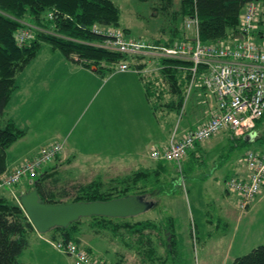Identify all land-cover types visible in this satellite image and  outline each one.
<instances>
[{"label":"rangeland","instance_id":"rangeland-1","mask_svg":"<svg viewBox=\"0 0 264 264\" xmlns=\"http://www.w3.org/2000/svg\"><path fill=\"white\" fill-rule=\"evenodd\" d=\"M113 1L119 7L120 26H125L124 28L128 30L125 33H128L130 37H137L148 42L157 40L161 37L164 39L166 38L164 34L166 33L165 29L169 27V24L174 26L180 25L178 17L175 20L173 19L171 23L169 22L168 15L170 13V8L166 0ZM47 45L48 43L44 42L39 53L33 58V62L22 69L16 76L18 82L23 79L22 84L24 88L20 92H15L13 98L27 97L29 86L32 88L35 96L40 93L41 98H39V101L37 100L38 103H36L38 105V115H35V111L29 113L28 116L33 119L28 122L26 128L21 126L26 130L25 137L23 138L24 141L22 143H15L14 146L6 149L5 154L7 164L9 161L15 160L16 157L17 159L15 162L22 161L37 154L41 147L46 146L49 141H53L52 136L48 138L49 134L52 132V125L51 120L48 121L49 118L47 116L54 106L56 115L52 120H54L55 123L60 122L61 128H68L70 126L75 128L70 136V143L74 146L70 153L73 155L68 156L70 159L69 162L64 160L66 157L62 158L60 160V165H58L60 168L57 174L59 175L54 172V176H48L49 178H45L44 182L49 186L47 187L48 190H52L53 196L56 197V199L60 201L63 199V202H65L66 200L72 199L74 195V186L76 188L79 185H84L96 179H100L102 183L107 186L110 181H113L118 176L128 175L132 172L131 170L137 168L138 166L135 164L137 160L144 158L150 162L151 159L147 158L145 154L149 148V144L146 140L149 138L147 132L151 124L148 123V118L146 113H144L140 99H132L131 96H126V98L120 97V99L110 102L107 97H104L105 88L100 91V94L97 96L94 94L92 98L88 99L85 103L71 104L66 112L62 110L61 98L58 100V105H48V101L43 98V95H45V81L44 77H42V73L47 68L53 67V63L52 61L46 60V57L51 53ZM143 60H145V62L140 65L144 70V72H142L143 75L155 74L158 80L157 91L161 89L164 90V87L166 88L168 85L164 79L161 80V74L157 73V69L159 68L156 67L155 56L148 55L143 57ZM45 74L47 83L53 85L52 72L47 71ZM19 76L22 77L20 78ZM202 92L201 89L195 87L187 97H185L184 94L183 103L179 107H173L172 113H169L167 109V113H164L163 109L157 106L155 113L161 127L166 125L170 133L174 129L177 131H185V129H190L185 126L192 124L196 125L197 121L203 117V113L205 112V110L202 109L203 93L205 92ZM53 94L57 96L59 95V91H54ZM35 96L32 100L35 99ZM170 97V93L164 92L160 100L155 99L153 101L163 106V102L170 101ZM211 97L214 98L213 95H211ZM177 98L178 95H174L171 99L178 101ZM21 100L22 99H20V101ZM32 100L28 101L30 102ZM97 101L98 103H96ZM153 101L152 104H154ZM117 103H119V110L117 111L119 125L113 127L105 125V127L101 129L94 125L93 130L90 131L89 134L82 132L83 137L80 138L82 133L77 132V130L85 123V119L91 116L90 114L94 106L96 107V111H94L92 115L96 117L102 116L105 123L109 116L110 119L114 120V113H116L115 105ZM25 108L24 105L23 108L17 111L13 116V119L18 121V123H23L26 119L24 116ZM11 111L12 107L8 110V116L11 115ZM259 131L263 132V128ZM220 133L224 134L222 131H220ZM224 138L225 139L221 140V138H216L213 135L199 143L198 145H201L198 152H196L197 155H206L201 156L197 162H193L190 158L185 162L184 159L187 157L184 156L185 158L180 164L181 171L184 170V178L182 177L183 172L181 173L177 165L175 166L172 161L165 160L162 170L164 172L157 178L159 183L153 185V190L144 193L148 199L156 201L154 206L139 214L114 220V222L116 221L118 223H120V221L132 223L135 220L142 221L143 219H154V223L160 228H155L153 230L152 228H144V230H142L143 232H141L143 237H140L135 229L124 226L119 227V230L116 232L104 229L95 230L88 226L86 221L89 219L86 218L82 220L86 222V224L82 225V230L79 235L80 241L82 240L83 244L88 246L86 243L90 238L95 239L94 235L96 234V240L100 242L105 249H107V244L105 242L115 247L114 256L116 258L122 257V251H125V246L135 247L134 252L138 254L140 252L138 250L142 247L140 244L143 243L145 244V250L143 251L146 253L147 259H150L152 256L150 249H153L157 244H161L162 247L165 246L166 239L164 237V230L169 227L174 229L177 234H175L174 237L175 244L172 254L168 255L167 259L162 264H221L222 257L215 247H211V249L209 246L207 248L198 249L202 241L207 238L204 237L203 233L198 232L197 237L199 239L197 241L194 231V222L198 220L199 223L202 222L203 226L208 227L205 222V220H208L210 221V227H213V224L216 223L217 216L221 214L218 212V204L222 199L221 197L225 196L224 198L230 201L232 205L235 194L225 190V180L222 179V175L228 172L226 171L227 162L239 156L247 148L253 150L264 149V140L261 139H255L244 144L236 140L237 142H235V145L229 148V145L226 143H230V141L226 142V136H224ZM34 144H36L34 149L21 153L24 147ZM139 150H142V155L136 158L137 154L140 153ZM67 153L70 155L69 151H67ZM56 162L57 161L54 159H51L49 162L44 163L43 166L55 165L57 167ZM49 171H51V168L46 170L45 174H48ZM230 175L232 174L228 172L227 176ZM26 176L29 175L26 174ZM29 177H31V175ZM1 181L2 178L0 183ZM26 184V179L22 178L20 182L14 186H3V188L2 185H0V193L5 194L9 199H13L15 202L17 201L19 203L18 195L21 193V190L26 192L28 188ZM142 188L144 189L145 187H143L141 183H137L134 190L140 191ZM61 190H65L64 194L62 193L59 195ZM222 192L224 193L222 194ZM256 206L257 208H254ZM250 210L254 212L253 220H248V217L244 216L241 221L248 231L245 237L246 245H242L241 247L239 245L240 249L244 252L252 248L253 245L264 242V224H262V222H264V197H255L250 203L249 208L238 212H240L242 216V214L246 212L252 214L253 212ZM249 223H253V225ZM34 231L36 230L34 229ZM37 233L40 235L39 238L45 240L44 244L41 243L44 252L43 257L41 258L38 256V261L40 263L71 264L70 258L65 256L67 254H62L51 244L57 239L49 237L51 234L49 230ZM214 238L215 237H213V241L216 240V238ZM148 239H152V241L149 243L147 242ZM111 256L112 254H110L109 257L111 258ZM95 257L101 259L103 264L107 263L106 257L104 259L96 255ZM162 257H160V260H162ZM228 261L229 262L226 264L230 263L231 260ZM159 263V259L155 261V264Z\"/></svg>","mask_w":264,"mask_h":264},{"label":"trees","instance_id":"trees-1","mask_svg":"<svg viewBox=\"0 0 264 264\" xmlns=\"http://www.w3.org/2000/svg\"><path fill=\"white\" fill-rule=\"evenodd\" d=\"M249 1H254L259 5L258 30L252 32L253 37L259 39L262 32L264 33V0H181L180 11L177 14L179 17L189 15L195 7L197 19H199V37L202 42H231L233 38H239L241 35L240 28H238L240 14ZM119 17V7L113 0H0V180L3 179V175L15 168L8 169L5 150L13 144V141L25 134V130L5 114V107L11 99V94L18 86L16 76L33 62V58L39 53L44 42L48 43L51 48L58 49L66 58L69 57V59L89 68L94 67L101 73L114 70V66L119 61L126 59L130 62V56L96 45L101 42L104 35L95 33L93 28L101 30L114 27L120 28L124 32L128 31L126 28L120 27ZM21 29H27L30 36L20 43L18 33ZM182 36V29L175 28L169 37L164 39L161 37L153 42L169 45L173 39H179ZM158 64L162 67L157 69V73L161 74V80L164 79L168 85L166 88L164 87V90L157 91L158 80L155 74L143 75L140 78L145 80L146 92L151 94L147 95V98L149 102L151 101L153 109H156L157 106L161 107L158 102L153 100H160L163 93L168 92L171 94L170 101H164L163 106L172 111L173 107H179L183 103L189 72L182 67L187 62L162 57L159 58ZM199 89L205 91L203 88ZM174 95H178V101L171 99ZM262 128L263 132L259 131ZM255 129L257 133L252 140H264V115L257 119ZM222 132L227 134L231 141L233 140V146L237 141L242 144L252 141L245 140L244 137H235L232 132L226 130H222ZM199 143L201 142L195 143V146L189 149L187 154L197 155L195 150L200 148ZM258 150L264 152V149ZM164 161L156 160L153 167L135 168L131 170L130 174L118 176L110 181L107 186L100 179L79 185L76 188L74 186L72 199L65 202L108 200L129 194L142 195L153 190V185L159 183L157 178L164 172L162 171ZM49 167L53 169L56 166L43 168ZM46 170L38 169L31 177L28 174L29 176L25 175L20 179L25 178L27 190L36 189L38 198L44 202L64 201L56 199L52 190H48L49 186L45 184L44 179L54 176L55 173L51 170L45 174ZM20 179L12 185L1 183L0 185L2 187L14 186L20 182ZM137 183H141L145 190L142 188L140 191H135ZM262 189H264V184ZM64 191L61 190L59 195L64 194ZM144 195L146 197V194ZM155 202L154 200L153 205ZM86 218L89 219L86 221L88 226L95 230L104 229L116 232L119 227L124 226L135 229L140 237H143L141 232L144 228L153 230L157 226L152 219L135 220L132 223L120 221L118 223L114 220L123 219V217L89 215L77 218L63 227H52L49 230L51 232L49 237L63 242L72 241L84 246L79 235L82 225L86 224L82 220ZM33 230V225L21 205L0 193V264H23L19 255L28 246L29 235ZM164 231V234L167 232L164 236L165 239L169 236L165 245L169 253L172 254L175 233L169 227ZM151 241L152 239H148L147 242ZM140 245L145 246L143 243ZM231 264H264V244L260 243L249 249L248 252L237 255Z\"/></svg>","mask_w":264,"mask_h":264},{"label":"built area","instance_id":"built-area-1","mask_svg":"<svg viewBox=\"0 0 264 264\" xmlns=\"http://www.w3.org/2000/svg\"><path fill=\"white\" fill-rule=\"evenodd\" d=\"M259 5L254 1L245 4L241 14L239 38L231 42H202L199 37L196 8L183 17V36L173 39L169 45L155 44L123 33L120 28H106L103 39L97 43L111 51L131 57V61L116 63L118 71L142 73L140 67L148 55L155 56L156 67L160 68L159 58L186 61L182 68L189 72L185 97L197 88L205 89L216 98L215 106L208 117L196 126L177 131L174 129L163 146H152L149 156L156 160L172 161L180 169L187 151L195 143L202 142L222 130L232 132L235 137L257 133L255 123L264 115V33L255 39L252 32L257 28ZM30 33L21 29L19 42L27 39ZM62 148V143L52 142L39 149L36 155L20 161L17 166L3 175L1 184L12 185L26 174L32 175L44 163L54 159ZM244 174H233L225 179V190L235 194L238 208L244 210L262 190L264 184V152L247 148L243 152ZM181 170V169H180ZM59 252L67 254L71 264H103L79 243L55 240L51 243Z\"/></svg>","mask_w":264,"mask_h":264},{"label":"crops","instance_id":"crops-1","mask_svg":"<svg viewBox=\"0 0 264 264\" xmlns=\"http://www.w3.org/2000/svg\"><path fill=\"white\" fill-rule=\"evenodd\" d=\"M167 1H168V6L170 8V13L168 15V19L170 20L169 22L171 23L172 20L173 19L175 20L177 17L180 20L179 26H174V25L169 24V27L165 29L166 33L164 34L166 35V37H169L170 34L173 32V30H175V28L182 29L183 31L182 24H183L184 16L179 17V15L177 14L180 11L179 7H180L181 0H166V3ZM47 48H49L51 53L48 57H46V60L52 61L53 63V67L47 68L42 73V77H44V81H45V85H44L45 95H43V98L46 99V101H48V105H54V104L58 105L59 103L58 100L61 98V105L63 106L62 110L66 112L67 109L71 106V104L72 105L76 103L81 104V102L85 103L88 99H91L94 94H96L97 96L98 94L101 93L100 91L103 90V88H105L104 97H107L110 102H113L114 100L116 101V99H120V97L126 98V96H131L132 99H135V98L137 100L140 99V102L143 106L144 113H146L147 115L148 123L151 124V127L149 131L147 132L149 138H147L146 140L147 143L149 144L148 146L149 148L145 154L147 158H150L149 152L152 149V146L160 147V146H163V144H165L168 141L171 132L170 133L168 132V128H166V125H163L161 127V124L159 123L156 117L155 109H153V107L151 106V101L150 102L148 101L147 95H151V94L150 92L149 94L146 92L147 90L145 89V86H146L145 80L142 79V77L140 78V76H143V73H134L128 70L118 71L116 69L112 71H107L106 73H101L98 70H96L94 67L89 68V67L83 66L82 64L74 61L73 59L71 60V58L69 59V57L66 58L58 49H53L50 47V45H47ZM47 71L52 72V76H53L52 82L54 83L53 85H51L50 83H47L46 74H45V72L47 73ZM19 77L21 78L22 76H19ZM22 81L23 79L18 82L16 78V84H18V86L11 94V99L5 107L6 108L5 114L7 117L13 119V116L17 113V111H19L25 105L26 108H25L24 116L26 119L24 120V122L18 123V121H16L15 119L14 120L20 128H22L21 126H23V128L24 127L26 128V125H28V122L33 119L32 117L30 118L28 114L33 113V111H35V115L36 114L38 115V112H37L38 105L36 103H38L39 98H41L40 97L41 95L39 93L35 96V93L33 92L32 88L29 86L27 97L13 98V95L15 92H20L24 88ZM57 90L59 91V95L55 96V94L53 93L54 91H57ZM211 95H212L211 93H207V94L203 93L202 109L205 110V112L203 113L204 114L203 117L199 121H197V123H200L203 120H205L208 117L209 113L212 111L211 109L215 106L216 98H212ZM34 96H35V99L32 100ZM20 99L22 100L20 101ZM28 100H32V101L29 102ZM96 103H98V101ZM118 104L119 103L115 105L116 113H114L115 114L114 120L110 119V116H109L106 119L105 123H104V118L102 116L96 117L95 115H92L94 111H96V107L94 106L92 113L90 114L91 116L85 119V123L81 126V128L77 130V132L79 133L85 132V134H89V132L93 130L94 125L95 127H98L99 129L104 128L105 125L110 126V127L119 125V118L117 114V111L119 110ZM11 107H12L11 115L8 116V110ZM159 108L163 109L164 113H167L165 106H161ZM54 110L55 108L53 106L51 108V111L49 112V115L47 116L49 118L48 121L51 120V125H52V128H51L52 132L49 134L48 138L50 136L53 137V141L51 140L48 143L59 142V141L62 143V148L60 150V153L54 159L55 161H57L56 162L57 167H54L53 169L51 168V170L57 173V171H59V168H60L58 167V165H60L61 163L60 160L66 157V159L64 160L68 162L70 161L68 156L73 155L72 153H70L74 147L70 143V136L75 128H72V126L68 128H61L60 122L55 123V121L52 120L54 119V116L56 115ZM170 112L171 111H169V113ZM196 125L192 124V125L185 126V127L192 128ZM24 135H22L21 137L13 141V144L10 145L7 149H9L11 146H14L15 143H22L24 141L23 140V138L25 137ZM214 136L219 139L221 138V140L225 139L224 136H226V142L230 141V143L227 142L226 144L229 145V148H232L233 140L231 141L227 134L220 133ZM82 137H83V133L80 136V138ZM35 146L36 144L30 145L24 148L21 147L23 148V151L21 153H25L31 149H34ZM66 150L69 151L70 155H68ZM198 150H199V147L198 149L196 148L195 154H197L196 152H198ZM139 151L140 153L137 154L136 158H139L142 155L141 154L142 150H139ZM203 155L205 156L206 154L187 155L185 156L187 158H185L184 161L186 162L190 158L193 162H197L198 159H200L201 156ZM15 160L9 161L8 164L6 162V164L8 165V169H12L13 167H15L17 163L20 162V161L15 162ZM155 163H156V160L154 159H151V161L149 162L147 159L141 158V160H137L135 164L138 167H141V166L153 167ZM43 167H48V166H43ZM43 167L39 169H41V171H44V169L48 170L50 168V167L49 168H43ZM226 167H227L226 171L230 172L232 175L233 174H244L245 166L243 165V152L239 156L234 158L233 160L227 162ZM181 173H182V177L184 178L183 176L184 170H182ZM227 173L225 175H222L223 180L229 177L227 176ZM20 192H24V191L21 190ZM261 192L257 194L256 197H259V198H262V196L264 197V189H262ZM223 193L224 192H222V194ZM224 197L225 196L221 197L222 199L219 201L218 212L221 214L217 216L216 223L213 224V227H210L209 225L210 221L208 220H205L208 227L203 226L202 222L199 223L198 220H195L194 231H195V237L197 238V241L199 239L197 237L198 232L203 233L204 237L207 238L202 241L198 249L207 248L209 246L210 248L215 247L220 252V255L222 257L221 264H226L227 262H229L228 260H231L230 263H228V264H231L234 258L237 257V255L246 253L249 250L248 249L246 252H244L243 250L240 249L242 245H246L245 237L247 236V233H248L247 229H245L241 221H242V217L244 216H247L248 220L249 219L253 220L254 212L250 210L251 212H253L252 214H249V212H246L245 214H242L241 216L240 212H238L240 211V209L238 208L236 197L234 198L232 205L230 201H228ZM249 205L247 206V208H249ZM254 208H257V206ZM249 224L253 225V223H249ZM262 224H264V222H262ZM173 232L177 234L174 231V229H173ZM30 233L31 234L29 235V240L27 244L28 246L20 253L19 259L23 264H42L38 261V256H40L41 258L43 257L44 252H43L42 244H44L45 240L43 238H39L40 235L37 233V231L33 230ZM94 237L95 239L90 238L88 240V242L86 243L88 246H86L85 244L84 245L86 246V248L88 247V250L94 256L96 255L98 257H103V259L106 257L107 259L106 264H155V261H157L158 259L160 262L159 264H162L167 259L168 255H170L166 245L162 247L161 244H157L155 246L153 245L154 247L151 250L152 256L150 257V259H147L146 253L143 251L145 250V246H142L138 250L140 251L138 254L134 252L135 247L125 246L124 247L125 251L124 250L122 251L123 252L122 257L116 258L114 256L115 255L114 246H111L110 244H108V242H105L107 244L106 246L107 249H105V247H103V245L96 240V234L94 235ZM168 237L169 236H167L166 239H168ZM213 237L216 238L215 241H213ZM260 243L263 244L264 242H259V244ZM255 246L256 245H253V247ZM110 254H112L111 258L109 257ZM65 256L69 257L67 255ZM160 257H162V260H160Z\"/></svg>","mask_w":264,"mask_h":264},{"label":"water","instance_id":"water-1","mask_svg":"<svg viewBox=\"0 0 264 264\" xmlns=\"http://www.w3.org/2000/svg\"><path fill=\"white\" fill-rule=\"evenodd\" d=\"M254 135V132L248 133L244 139L252 140ZM18 199L29 221L39 233L55 226H66L80 217L89 215L126 217L139 214L154 206L153 201L147 199L144 194H129L108 200L46 203L38 198L36 189H30L21 192Z\"/></svg>","mask_w":264,"mask_h":264}]
</instances>
